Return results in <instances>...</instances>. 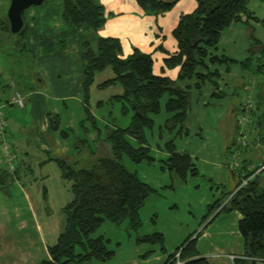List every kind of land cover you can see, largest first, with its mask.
<instances>
[{
    "label": "rangeland",
    "instance_id": "1",
    "mask_svg": "<svg viewBox=\"0 0 264 264\" xmlns=\"http://www.w3.org/2000/svg\"><path fill=\"white\" fill-rule=\"evenodd\" d=\"M48 3L49 0H45L40 6ZM246 9L259 20L256 21L258 23H252L253 39L246 46L249 55L251 48L256 45L255 41H259L264 47V0H246ZM160 15H150L152 20L149 21L154 25H151L149 35L157 34L154 22L160 19ZM176 15L178 10L164 15V18L175 21ZM162 26L166 29L164 24ZM226 34L222 33V39L217 44L218 53L242 61L243 58L239 59V55L244 48L243 41L237 35H234V40L223 41ZM169 40H172L171 36ZM29 52L24 38L16 39L9 33L0 32V70L8 69L11 76L17 77L20 87L25 81L33 80L30 75L38 70L34 60L35 52L33 51L34 56ZM69 56L70 61L75 59L76 63V56L72 53ZM151 58L155 69V58ZM262 62L261 58L257 60L254 53L247 70L241 69L237 64L232 65L231 73H235V77L223 74V85L219 88L220 98L209 99L207 96L208 104L205 106L197 101L202 99L204 89L198 94H189L190 110L183 123L186 134L175 137L174 132H159L158 128L162 127L166 114L160 110L158 114L151 115L154 120L153 127L144 129L143 136L149 150L148 155L154 161L133 163L123 155L120 163L154 192L149 194L139 209V225L136 228L132 229L126 220L118 225L103 222L90 235L91 238L101 236L107 241V249L113 252V257L101 264H163L167 256L188 238L196 239L195 248L206 255L237 252L241 248V240L236 230L239 218L237 211L224 210L217 214L220 207L209 212V206L216 200L221 205L224 204L235 191L237 184L243 185V177L249 172L252 174L248 179L255 182V192L259 193L264 187V74L258 69ZM221 67L224 68L219 66ZM65 80L61 78V81ZM50 81L55 83L58 79L52 78ZM39 87L40 90L44 89L43 84ZM112 90L114 87L103 92L112 94ZM41 93L44 94L42 91ZM45 93L47 94L43 96L49 100L47 113L53 115L49 108H55L58 112V131L49 129V135L47 133L44 138L46 142L52 139L58 143L59 148L65 147L63 156L75 168H88L98 157H112L110 145L104 140L105 134L110 129L127 127L131 111L125 115L121 113L119 103L108 102L111 96L102 99L103 105L97 107L96 102L101 99L96 96L101 97L103 94L95 93L88 105L93 117V121H90L82 112L78 98L70 94L67 96L59 89H47ZM248 96L249 113L246 121L242 123L239 118L247 105ZM163 99L164 97L161 103ZM27 110L26 105L25 112ZM15 111L21 112V109L17 108ZM24 122L31 124L28 112ZM25 130L27 136H20L23 142H27L33 128L28 127ZM60 130L64 134L59 133ZM171 138L174 139L177 149L181 147L193 156L191 160L196 174L187 176L183 181L166 169H160L161 161L166 155L158 151V147ZM127 140L132 147L137 146L131 138ZM27 146L36 154L39 153L28 142ZM48 155L50 158L58 155L53 146ZM37 156L34 155L29 162L31 172L25 175L18 173V177L38 176L40 167L35 165ZM13 184H6L3 190L0 189L4 195L0 203V264H32V261H36V264L43 258L38 232L30 221L24 201L16 197L17 191ZM15 204H18L17 213ZM157 234L160 240L153 243L141 241L144 237ZM88 264L100 263L92 261Z\"/></svg>",
    "mask_w": 264,
    "mask_h": 264
},
{
    "label": "trees",
    "instance_id": "2",
    "mask_svg": "<svg viewBox=\"0 0 264 264\" xmlns=\"http://www.w3.org/2000/svg\"><path fill=\"white\" fill-rule=\"evenodd\" d=\"M177 1L134 0L146 15L165 13ZM193 1L194 10L180 15L171 32L176 42V52L169 54L163 64L166 68H178V80L194 77L198 81L195 87L199 88L205 80L217 76L215 71L209 70L208 65L230 61L216 56L208 57L207 50L216 45L219 33L237 22L240 15L254 21L256 18L246 9V0ZM60 21L65 28L83 27L95 33L104 22L103 8L97 0H62ZM0 31L9 33L5 18L0 21ZM25 31L22 26L20 32L12 36L21 39ZM80 50L83 77L81 102L86 119L93 121L88 107V90L94 75L109 67L113 77L96 88L102 90L110 85H118L121 94L111 97L108 102L119 103L124 115L131 111L130 122L124 129H110L105 134L104 140L110 145L111 158L98 157L88 168H75L62 155L50 159L58 168L60 178L70 183L71 200L61 209L64 217L62 231L54 244L46 248L47 256L36 264H88L92 261L101 264L109 261L113 252L107 249V241L101 236L91 238L90 235L103 222L118 225L126 220L132 229L139 225L138 211L154 190L141 182L135 173L123 167L120 158L124 155L133 163L154 161L148 155L143 130L152 127L149 115L160 112V100L164 95L168 98L163 105V112L168 117L159 131L174 132L175 137L186 134L183 123L189 108L188 93L167 77L152 73L150 54L132 48L129 55L121 57L120 42L116 38L98 36L92 43L82 36ZM261 59L263 62L258 69L264 74V52ZM250 62V59L241 62L240 66L247 69ZM199 70H204L205 74ZM101 105L103 102L96 103L97 107ZM48 125L51 131H56L57 118L49 116ZM128 138L137 146L132 147ZM173 140L166 141L162 146L166 157L161 161L160 169H166L183 181L187 176L195 175L196 170L188 155L175 151ZM251 174L249 172L243 177L245 183L241 186L238 183L236 188H239L224 204L216 200L209 206V212L220 207L217 214L224 210H236L239 214L236 230L242 242L241 256L244 259H236L233 264L264 262V187L256 193L255 182L248 179ZM8 178L6 171H0L2 188L8 184ZM157 239H161L159 234L144 237L141 241L153 243ZM176 254L180 264H208L199 256L195 239L185 240L167 256L163 264H174Z\"/></svg>",
    "mask_w": 264,
    "mask_h": 264
},
{
    "label": "crops",
    "instance_id": "3",
    "mask_svg": "<svg viewBox=\"0 0 264 264\" xmlns=\"http://www.w3.org/2000/svg\"><path fill=\"white\" fill-rule=\"evenodd\" d=\"M97 1L103 8L104 22L95 33L86 30L83 27L65 28L62 26L60 21L62 0H49V3L45 6H31L25 9L22 13V26H24L26 30L23 38L25 40V47L30 51L29 53L33 55L35 52V56H33L37 63L38 70L31 73L30 78L33 80L28 82L25 81L22 87L18 85L17 77L11 76V74L7 72L8 69L3 68L0 70V106L6 122L4 135L5 141L6 137L8 140L6 141L8 142L6 144L8 152L12 158L11 164L13 168L12 171L6 170V165L0 158V171L4 170L8 173V184L14 183L13 186L17 191L16 197L21 198L25 203L30 221L33 223L34 229L38 232L43 258L47 256L46 248L54 244L57 235L62 231L64 217L61 213V209L71 200V194L69 192L70 183L60 178L58 168L53 161H50L51 158L48 155L52 146L54 152L58 153L59 156L65 154L66 148H59L58 143H55L49 137H47L48 140L50 139L49 141L46 142L44 140L49 131L48 117H56L58 120V112L55 108H49V111L53 115L47 113L46 107H48L49 100L43 95L47 94L45 93V90L47 89H59L67 96L70 94L71 96L73 95L75 98H78L83 112L81 102V82L83 79L81 60L78 62V59H80V41L82 36H85L90 43L93 42L95 36L116 38L120 42L121 57L129 55L132 48H136L142 53L154 56L156 66L154 69L153 61L152 73L157 76L167 77L174 82L178 88L186 91L188 93V101L189 94H198L199 91L204 89L202 99L199 98L197 100L201 101L204 106L208 104L206 100L207 96L209 99L220 98L219 88L223 85V74L235 77V73H231V70L233 69L232 65L237 64L242 69L240 66L241 62L249 59L251 61L254 53H256V58L258 60L261 58L262 52H264L263 45L259 41H255L256 45L251 48V54L248 55L246 46H248L247 43L253 39L251 32L252 23H258L259 20L256 18L254 21L252 19H247L244 15H240V19L237 22L231 23L219 33L216 45L207 50L208 57L216 56L220 59L224 58L230 61L226 62V64L218 63L208 65L209 70L215 71L217 76L211 77L210 80H205L201 83L199 88H196L195 86L198 81L194 77L186 80H178V68H166L163 64V60L167 58L169 54L176 52V42L172 37L171 32L176 26L180 15L189 14L194 10L195 2L193 0H179L169 11L165 12L164 15H169L172 11L178 10V15H176L175 21H173V19L164 18L165 16L162 13V15L159 16L160 19L157 21L155 20L154 22L156 24L157 34L151 33L150 35L149 31H151V25H154L152 21H149L152 20V18L150 15L144 14L138 8L134 0ZM7 6L8 0H0V21L5 18L3 12H6ZM163 24L166 26V29H163ZM0 32L4 33L3 31ZM222 33H227L224 36L223 41L234 40V35H237L243 41L244 48L239 55V59L241 57L243 58L242 61H239L235 57L231 58L218 53L217 44H219L220 39H222ZM169 36H171L172 40H169ZM167 39L168 43H166ZM69 45L71 47H69ZM69 53L76 56V63L75 59L72 62L70 61ZM219 66H224V68H219ZM198 72L205 74L204 70H199ZM112 77L109 67H106L102 72L94 75L93 83L88 90V105L90 98L95 95V93L103 94L101 97L96 96V98L101 99L100 102L104 101L102 99L110 96H119L121 94V89L118 85H110L102 90L96 88L97 85L111 79ZM52 78L58 79V81L52 83L50 81ZM61 78H65L66 80L61 81ZM40 84H43L44 89L40 90ZM109 87H114V90L111 91L112 94H109L110 92L104 94L103 91L108 90ZM41 91L44 92V94L41 93ZM15 92L20 94L24 99V104L21 108L9 104V97ZM163 97V102H160V110L162 111L163 105L168 96L164 95ZM66 99L69 98L66 97ZM26 105L28 106L27 112L31 117L30 125L24 122L27 113L25 112ZM62 106H64V104ZM17 108L21 109V112L15 111ZM189 110L190 109H188L186 118ZM167 117L168 115L166 114L165 119ZM149 118L154 123L151 115H149ZM28 127H32L33 130L31 131V136L26 141L39 152L38 154L33 152L32 148L27 146V142H23V138L20 137L22 135L24 138L27 136L25 134V129ZM56 131H58V129ZM60 132L63 133L64 131L60 130L59 133ZM168 140L170 139H166V141ZM166 141H164L163 144ZM162 146L158 147V151L165 154V152L161 150ZM174 146L177 153L186 154L192 159L193 156L186 153L181 147L180 149H177L175 144ZM34 155H38V160L35 163V165L38 164L40 167L38 176L33 178L18 177V173L21 174L22 172L23 175H25L28 172H31L29 169V162H31L30 160ZM16 162L20 166H18ZM21 169L24 170L22 171ZM0 189L3 190L1 185ZM3 196V193L0 192V203ZM14 206L16 207L15 212L17 213L18 204H15ZM1 208L0 204V215L2 212ZM54 216H56V218ZM198 254L200 257L204 258L208 264H214V261H217L215 264H233V262L227 258V255H241L242 242L241 248L237 250V252H226L215 255H206L198 252ZM35 262L36 261H32V264H35ZM256 264H264V262H257Z\"/></svg>",
    "mask_w": 264,
    "mask_h": 264
},
{
    "label": "built area",
    "instance_id": "4",
    "mask_svg": "<svg viewBox=\"0 0 264 264\" xmlns=\"http://www.w3.org/2000/svg\"><path fill=\"white\" fill-rule=\"evenodd\" d=\"M247 91H249V89H247ZM246 103H247V105L244 108L243 113L240 114V118H239V122H242V123H244L246 121V115L249 113V107H250L249 96H248V100H247ZM9 104H12L14 106H17V107L21 108L23 106V104H24V99H23V97L20 94L15 92L10 97ZM5 128H6V122H5V119H4V116H3V112H2L1 106H0V158L4 161V164L6 165L7 170L8 171H12L13 170L12 164H11L12 158H11L9 152H8L7 144H6V141H5V135H4L5 134V132H4ZM244 183H245V181H243V184ZM238 188H236L235 191ZM227 258L230 261H232V262L234 260H236V259H244V257L241 256V255H233V254L227 255ZM174 264H180V262L177 260V254H176V257H175Z\"/></svg>",
    "mask_w": 264,
    "mask_h": 264
},
{
    "label": "water",
    "instance_id": "5",
    "mask_svg": "<svg viewBox=\"0 0 264 264\" xmlns=\"http://www.w3.org/2000/svg\"><path fill=\"white\" fill-rule=\"evenodd\" d=\"M44 0H8L5 19L10 35H17L22 29V13L31 6L41 5Z\"/></svg>",
    "mask_w": 264,
    "mask_h": 264
}]
</instances>
